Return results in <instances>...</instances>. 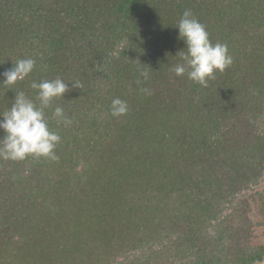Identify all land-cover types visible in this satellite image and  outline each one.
<instances>
[{
    "label": "trees",
    "instance_id": "1",
    "mask_svg": "<svg viewBox=\"0 0 264 264\" xmlns=\"http://www.w3.org/2000/svg\"><path fill=\"white\" fill-rule=\"evenodd\" d=\"M186 9L233 58L207 87L173 71ZM24 58L0 113L33 81L82 88L46 110L58 160L0 158V264L264 262V0H0V82Z\"/></svg>",
    "mask_w": 264,
    "mask_h": 264
},
{
    "label": "clouds",
    "instance_id": "2",
    "mask_svg": "<svg viewBox=\"0 0 264 264\" xmlns=\"http://www.w3.org/2000/svg\"><path fill=\"white\" fill-rule=\"evenodd\" d=\"M178 39L184 43L186 51L179 50L180 60L173 71L182 76L187 73L189 80L207 87V81L214 78L216 72H224L233 63L227 44L217 42L213 44L205 26L192 14L185 10L177 25ZM183 48V49H184ZM176 53V54H177ZM32 58L19 59L13 67L2 75L6 85H14L25 79L35 68ZM140 75L147 80L148 71H141ZM139 84L140 81L138 80ZM31 88L36 90L35 100L29 98L25 92L15 93L8 110L0 113V158L11 161H22L28 157L47 158L53 161L59 159L56 155V146L60 143V135L51 130L46 110L51 107L52 101L70 92L72 89L82 88L79 82H72L71 87L60 78L53 80L33 81ZM140 91L150 95L147 88ZM38 101V103H37ZM129 107L126 101L120 98L112 100L110 114L114 117L126 115ZM53 118L58 124L70 125L72 120L65 116L62 107L53 109Z\"/></svg>",
    "mask_w": 264,
    "mask_h": 264
},
{
    "label": "rangeland",
    "instance_id": "3",
    "mask_svg": "<svg viewBox=\"0 0 264 264\" xmlns=\"http://www.w3.org/2000/svg\"><path fill=\"white\" fill-rule=\"evenodd\" d=\"M263 188H264V174L260 181V186L258 187V190L260 191ZM252 209L253 211L251 213V218L254 220V224H255V222L257 223L258 221H260L261 215H258V213L256 212L257 209L255 206H252ZM253 234L256 237L254 241H258L259 243L264 244V226L255 225L253 228ZM262 264H264V262Z\"/></svg>",
    "mask_w": 264,
    "mask_h": 264
}]
</instances>
